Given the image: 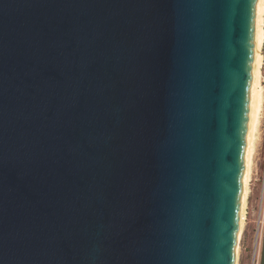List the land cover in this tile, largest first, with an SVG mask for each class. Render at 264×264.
I'll list each match as a JSON object with an SVG mask.
<instances>
[{
  "label": "water",
  "instance_id": "1",
  "mask_svg": "<svg viewBox=\"0 0 264 264\" xmlns=\"http://www.w3.org/2000/svg\"><path fill=\"white\" fill-rule=\"evenodd\" d=\"M249 0H0V264H237Z\"/></svg>",
  "mask_w": 264,
  "mask_h": 264
},
{
  "label": "bare ground",
  "instance_id": "2",
  "mask_svg": "<svg viewBox=\"0 0 264 264\" xmlns=\"http://www.w3.org/2000/svg\"><path fill=\"white\" fill-rule=\"evenodd\" d=\"M263 15H264V6H261L260 4H258L257 5L256 29H255V56H254V63H253V81H252V87H251L252 89H251L250 118H249V129H248V144H247L246 159H245L246 166H245V174H244V191H243V198H242V213H241L239 238L243 230V226H244L245 212H246L245 207H246V201H247V196L249 192L251 161H252V153H253V145H254V132L257 129V126L259 123V116H260L262 106H263V101H264L262 86L260 84L261 68H262L261 48H262L263 41H264V29L262 26ZM238 249H239V246H238Z\"/></svg>",
  "mask_w": 264,
  "mask_h": 264
},
{
  "label": "rangeland",
  "instance_id": "3",
  "mask_svg": "<svg viewBox=\"0 0 264 264\" xmlns=\"http://www.w3.org/2000/svg\"><path fill=\"white\" fill-rule=\"evenodd\" d=\"M260 84L262 86V92L264 95V83L262 81V77L260 80ZM264 101H263V106L262 110L259 116V123L257 126V129L254 132V145H253V153H252V161H251V172H250V180H249V192L247 196V201H246V207L245 211L247 208V205L249 203V197L251 195V202L253 207L257 208L258 204L260 203L262 193L264 190V185H263V170L260 169V166L262 165L263 159H264ZM256 135V136H255ZM252 182H254V186L252 189V192L250 191V187ZM251 192V193H250ZM245 228H246V212H245V220H244V226L243 230L240 235V240H239V251L237 253V264H254L255 260V244H252L250 241V238H252V233L254 236L253 232V226L251 225L250 228V234L251 237L248 240V246H247V251H246V258L243 257V242H244V234H245ZM252 232V233H251ZM254 238V237H253ZM239 254V255H238ZM239 257V258H238Z\"/></svg>",
  "mask_w": 264,
  "mask_h": 264
},
{
  "label": "crops",
  "instance_id": "4",
  "mask_svg": "<svg viewBox=\"0 0 264 264\" xmlns=\"http://www.w3.org/2000/svg\"><path fill=\"white\" fill-rule=\"evenodd\" d=\"M260 169H262V165L260 166ZM253 186H254V182H252L251 187H250L251 192H252ZM249 198H250L249 199L250 201L246 208V228H245V234H244L245 238L243 242V247H244L243 257L246 258L245 253L247 251V246L249 245L248 240L251 237L250 228L252 225L254 229L253 230L254 236H253V233L251 232L252 238H250V241L252 242V244H255L254 264H264V225L260 227V223H259V220L261 218L264 219V190L262 193L260 203L258 204L257 208L253 207L252 205L251 195Z\"/></svg>",
  "mask_w": 264,
  "mask_h": 264
},
{
  "label": "built area",
  "instance_id": "5",
  "mask_svg": "<svg viewBox=\"0 0 264 264\" xmlns=\"http://www.w3.org/2000/svg\"><path fill=\"white\" fill-rule=\"evenodd\" d=\"M262 26H263V29H264V15H263V21H262ZM261 55H262V68H261V77H262V81L264 83V41H263V45H262V48H261ZM264 119V117H263ZM262 176H263V185H264V159H263V162H262ZM259 223H260V227H262L264 225V219L261 218L259 220Z\"/></svg>",
  "mask_w": 264,
  "mask_h": 264
},
{
  "label": "snow or ice",
  "instance_id": "6",
  "mask_svg": "<svg viewBox=\"0 0 264 264\" xmlns=\"http://www.w3.org/2000/svg\"><path fill=\"white\" fill-rule=\"evenodd\" d=\"M250 5H251V16H250V21H249V25H248V31L250 33L254 32V25H253V21L255 19L254 14H253V5L254 4H260L261 6H264V0H249Z\"/></svg>",
  "mask_w": 264,
  "mask_h": 264
}]
</instances>
